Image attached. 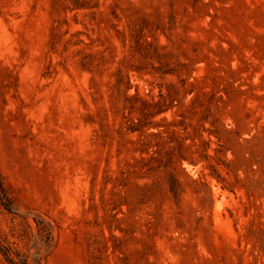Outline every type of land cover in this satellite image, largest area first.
I'll return each instance as SVG.
<instances>
[{
    "label": "rangeland",
    "instance_id": "obj_1",
    "mask_svg": "<svg viewBox=\"0 0 264 264\" xmlns=\"http://www.w3.org/2000/svg\"><path fill=\"white\" fill-rule=\"evenodd\" d=\"M0 264H264V0H0Z\"/></svg>",
    "mask_w": 264,
    "mask_h": 264
}]
</instances>
